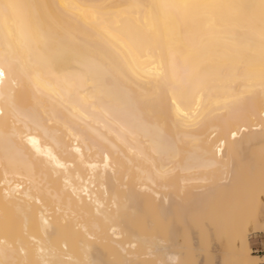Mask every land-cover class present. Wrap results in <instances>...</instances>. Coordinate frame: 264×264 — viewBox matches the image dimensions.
I'll use <instances>...</instances> for the list:
<instances>
[{
    "label": "bare ground",
    "instance_id": "1",
    "mask_svg": "<svg viewBox=\"0 0 264 264\" xmlns=\"http://www.w3.org/2000/svg\"><path fill=\"white\" fill-rule=\"evenodd\" d=\"M262 217L264 0H0V264H257Z\"/></svg>",
    "mask_w": 264,
    "mask_h": 264
},
{
    "label": "crops",
    "instance_id": "2",
    "mask_svg": "<svg viewBox=\"0 0 264 264\" xmlns=\"http://www.w3.org/2000/svg\"><path fill=\"white\" fill-rule=\"evenodd\" d=\"M253 255L259 257L257 264H264V235L257 236L252 241Z\"/></svg>",
    "mask_w": 264,
    "mask_h": 264
},
{
    "label": "rangeland",
    "instance_id": "3",
    "mask_svg": "<svg viewBox=\"0 0 264 264\" xmlns=\"http://www.w3.org/2000/svg\"><path fill=\"white\" fill-rule=\"evenodd\" d=\"M261 220L264 221V217H262ZM263 235L264 232H252V234H250L249 239H250V247L252 250L251 252L252 254H253L252 241L254 240L255 237L263 236ZM214 254H215L214 264H220V263L222 264V258L224 257V254L221 252V250H216Z\"/></svg>",
    "mask_w": 264,
    "mask_h": 264
}]
</instances>
